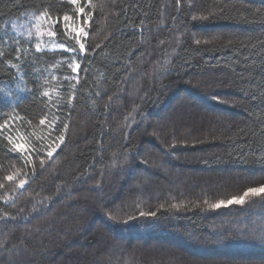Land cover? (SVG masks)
Returning <instances> with one entry per match:
<instances>
[{
  "label": "trees",
  "instance_id": "1",
  "mask_svg": "<svg viewBox=\"0 0 264 264\" xmlns=\"http://www.w3.org/2000/svg\"><path fill=\"white\" fill-rule=\"evenodd\" d=\"M77 3L0 0V262L264 264V0Z\"/></svg>",
  "mask_w": 264,
  "mask_h": 264
},
{
  "label": "snow or ice",
  "instance_id": "2",
  "mask_svg": "<svg viewBox=\"0 0 264 264\" xmlns=\"http://www.w3.org/2000/svg\"><path fill=\"white\" fill-rule=\"evenodd\" d=\"M70 3L73 4V5H75V4H77V0H70ZM84 12H85V8L83 6L77 8V13L78 14H83ZM48 18L50 19V17H48ZM194 19H195V17H194ZM63 20L64 21H68L69 20V17L68 16H64L63 17ZM56 23L59 24L60 23V20L57 19L56 20ZM84 23H87V18L86 17L84 19ZM36 27H37V31L39 32L40 25L37 24ZM65 28H67V25H65ZM48 34H49V36H55L56 35V33L54 31H50ZM197 43H199V41H197ZM41 50L42 49H41L40 44H37L36 45V51L37 52H40ZM80 50L81 51H84V45L83 44H80ZM17 59H19V58H17ZM79 69H80V65L78 63H76L75 64V67L73 68V71L74 72H79ZM213 99L219 101V97H213ZM40 123L43 124L44 123V120H41ZM6 126H7L6 125V122H5V124H0V130H3ZM65 127H67V126L65 125ZM0 134H2V131H0ZM9 139H11V138H9ZM59 140L62 143L63 140H64V137L63 136H60L59 137ZM15 147H16V149L18 151L24 149V145L23 144H16ZM55 150H56L55 148H52L51 150H49L47 152V155L49 157H51L52 154H53V152ZM9 179H11V177H9ZM19 187L20 188H23L24 187V181H21L20 182ZM261 194H264V185H261L259 187H251V188H248V189H246L243 192L242 195L237 196V197H232V198L228 199L227 201L221 200V201H219L217 203L212 204L211 207L214 208V209H219L221 207H228V206H231V205H243L245 203V199L247 197H249V196H260ZM145 215H146V213L140 212V216H145ZM147 215L155 216L156 213L151 212V213H147ZM109 219H115V217L110 216ZM131 219H135V217H131ZM124 222L127 223L128 221L126 220ZM242 235L245 236V237H247L248 236V233L247 232H244V233H242ZM259 242L262 245H264V236H261L259 238Z\"/></svg>",
  "mask_w": 264,
  "mask_h": 264
},
{
  "label": "rangeland",
  "instance_id": "3",
  "mask_svg": "<svg viewBox=\"0 0 264 264\" xmlns=\"http://www.w3.org/2000/svg\"><path fill=\"white\" fill-rule=\"evenodd\" d=\"M65 1H67V2H69L70 3V0H65ZM76 5H78V3L76 4ZM37 16H34V15H29V16H26V17H24L25 19H22L20 22H18V23H15L14 24V26H16L17 25V30H19V31H21L22 33H24L25 35H26V33L27 32H29V31H31V32H36L37 30L35 29V26L37 25V24H39L40 25V21H39V18H36ZM26 19H28V24L30 25V28H27V26H24V24H23V22L24 21H26ZM40 27H41V25H40ZM44 32H46L45 34L46 35H43L41 38H40V44H41V46H46V41H45V38L46 37H49V30H45ZM80 34L82 33V30H79L78 31ZM51 50V49H50ZM52 50H60V49H52ZM62 50H64V49H62ZM65 51H67L66 53H68V54H70V55H73L74 54V52L73 51H70V50H65ZM75 64H76V61L75 60H73V67H75ZM183 101L182 102H179V103H177V105H176V107L177 108H180V107H182L183 106ZM176 108V109H177ZM106 184H108V182H106ZM112 200V199H111ZM110 201V200H109ZM108 201V202H109ZM242 222H244V221H242ZM94 226H96V225H93V224H91V226L90 227H92V228H100V225H97L96 227H94ZM227 227H230V226H226L225 227V229L224 230H226V229H228ZM97 231V229L96 230H94V232H96ZM33 232V231H32ZM34 233H35V231H34ZM57 243L56 244H58V243H65L67 240L65 239V238H63V237H58L57 239ZM169 240H171V239H169ZM180 244H181V246L182 247H187V248H189V246L190 245H193V244H196L197 242H195V240H192V239H190V240H187L186 242H184V241H181V240H177ZM160 242V241H159ZM190 242V243H189ZM187 243H189V245H187ZM69 244V246L68 247H72V244L71 243H68ZM162 245V244H161ZM173 247V246H172ZM191 249V251H193L195 254H197V255H200V256H205V255H207V254H210V253H203V252H200V250L199 251H194L192 248H190ZM232 250H233V248H232ZM24 253H18V254H15V255H13L12 257H6V254L4 255V256H2V258H3V260H4V263L3 264H21L20 262H19V260H21V259H23L22 258V256H24V254L26 253L25 251H24V249L22 250ZM224 252H231V250L230 249H227L226 251H224ZM22 254V255H21ZM52 255V252H46V253H43L42 255H41V257H39L38 258V260H35L34 258H33V261H36L35 263L36 264H41L42 262H44V261H46V260H48L49 259V257ZM206 257V256H205ZM3 262V261H2ZM0 264H2L1 262H0ZM27 264H29V263H27ZM53 264H55V262L53 263Z\"/></svg>",
  "mask_w": 264,
  "mask_h": 264
}]
</instances>
